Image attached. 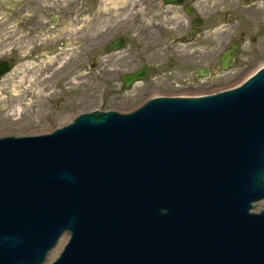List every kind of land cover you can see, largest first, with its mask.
I'll list each match as a JSON object with an SVG mask.
<instances>
[{"label":"water","instance_id":"water-1","mask_svg":"<svg viewBox=\"0 0 264 264\" xmlns=\"http://www.w3.org/2000/svg\"><path fill=\"white\" fill-rule=\"evenodd\" d=\"M261 199L264 67L210 96L0 136V264H43L63 234L48 264H264Z\"/></svg>","mask_w":264,"mask_h":264},{"label":"rangeland","instance_id":"rangeland-1","mask_svg":"<svg viewBox=\"0 0 264 264\" xmlns=\"http://www.w3.org/2000/svg\"><path fill=\"white\" fill-rule=\"evenodd\" d=\"M70 1L0 0V52H8L10 46L20 47L21 43L26 45L30 43V46L34 44L36 37L32 32L29 35L22 36V33L25 32L23 22L27 16L32 17L34 13L38 12L40 20L46 18L47 14L53 10L55 14L59 13L61 25L57 34L67 36L61 47L64 53L62 57H57V51L59 50L57 46L42 49H36L35 47L36 50L33 53L31 48L27 55H23L24 52L21 53L20 48L17 47L19 50L11 53L15 64L11 71L0 81L1 135L47 132L67 121L68 119L63 120L65 116L73 114L71 117H74L83 111L100 109L127 110L152 95L154 91L168 94L180 93V91L200 93L234 85L249 68H253L264 61V53L256 49H253L254 52L248 45L249 35L255 33L257 27L250 28L245 25L243 19H237V26H239L237 32L243 31L244 33V46L238 57H236L237 60L233 67L223 70L215 63V65L213 64L216 69L214 73L201 82H193L191 78L193 62L198 60L202 61L205 67L213 66L212 60L215 57L209 56L217 54L221 47L225 45L228 37L229 25L226 22L217 25L215 17L218 14L214 13L213 16L206 18L203 41L196 43V46L204 52V57L192 56L193 51H191V48L194 46L186 47L171 42L172 46L170 47L179 50V53L182 54V57H178L181 66L176 63H168L167 57L158 55L149 57L147 63L153 65L155 70V72L153 71V77L148 81L151 83L137 84L131 89L119 93L115 81L113 82L112 79L107 80V86L104 83L106 69L115 72L118 68V57L108 58L109 61L107 62L101 48L95 50L98 57H95L96 60L92 66L85 62L84 57H68V55L78 56L79 52L82 53V49L78 52L77 44L72 43V41V44L69 42V36L74 35L72 30H75L76 36L87 31L92 33L94 40L100 38V31L108 21L106 19L117 21L120 18L127 17L138 0H94L93 19L86 23L82 21V27L77 30L72 28L70 12L64 11V8L69 6ZM231 1L201 0L199 4L203 6L206 13H213V9L221 13L220 7L224 9L226 3ZM255 1L259 2L260 0ZM247 4L245 0H236L235 3L237 8L243 10ZM39 6L42 8L40 9ZM22 10L25 12H22ZM104 10L105 12H103ZM171 16L173 21L179 18V14L176 12ZM46 31L51 34L54 32V28L49 27L42 32ZM239 36L241 35L237 34L238 38ZM261 37L264 39V34ZM73 44L74 46L77 45V50L75 52L73 50L71 54ZM67 64H72L73 69L66 74L63 68ZM63 65L64 67H62ZM146 85L151 88V91H145ZM261 202L264 203V200ZM258 207H261V205ZM55 254L56 251L53 255ZM53 258L48 255L44 263L50 262Z\"/></svg>","mask_w":264,"mask_h":264},{"label":"flooded vegetation","instance_id":"flooded-vegetation-1","mask_svg":"<svg viewBox=\"0 0 264 264\" xmlns=\"http://www.w3.org/2000/svg\"><path fill=\"white\" fill-rule=\"evenodd\" d=\"M200 1L201 0H182L181 2H166L165 0H138L136 6H134L127 17L120 18L117 21L106 19L108 21H106L103 29L100 31L101 36L96 40H94L92 33L86 31L79 34V36H76V31L72 30L74 35L72 34L69 36V42L71 43L72 41V43L77 44L78 52L82 49V53L79 52L78 56L68 55V57H84L85 62H88V65L91 66L95 63V57H98L95 54V50L98 48H101L104 51V57L107 62L111 57H118V68L115 72L106 69V73H104V83L105 86H107V80L112 79L113 82L115 81L117 84V90L121 93L125 90L131 89L137 84H143L144 82L151 80L153 77V71L155 72V70L153 65L147 63L149 57H154L155 55L163 56L168 58V63H176L178 66L182 65L178 58L182 57V54L179 53V50L170 47L172 46L171 42H176L186 47L194 46L191 48V51H193L192 56L204 57V52L196 46V43L203 41L206 18L211 15L213 16L214 13L218 14L215 17L217 25L226 22L230 29L228 31L225 45L221 47L217 54L209 56L215 57L212 60V65L217 63L222 68L220 57H222V54L233 45H238V49L235 50L233 56H231L233 57L232 67L236 62V57H238L244 46V33L243 31L237 32L239 27L237 26V19H243L245 25L250 28L257 27L255 33L253 32L254 34L250 33L248 45L251 50L256 49L264 53V39L261 37V35L264 34V0H260L259 2H256L255 0H245L248 4L244 10L237 8L235 5L236 0H232L231 2L226 3L224 9L220 7L221 13L216 9L212 10L213 13H206L203 6L199 4ZM93 2L94 0H71L69 6L64 8V11L70 12L72 28H76V30L80 29L82 27V21H85L86 23L93 19ZM41 6H39L40 9L42 8ZM105 10L103 12H105ZM22 12L25 11L22 10ZM174 12L179 14V18H176V21L171 19V15ZM60 19V14H55L54 10L49 12L47 17L43 20H40L39 12L34 13L32 17L27 16L25 18L23 22L25 25V32L22 33V36L29 35L32 32L36 39H34V44L31 46L30 43L28 45L21 43L20 47L10 46L8 52H0V61H5L9 65V70L0 76V81L14 66L15 60L11 53H13V51H18L19 49L17 47L20 48L21 53L22 51L24 52L23 55H27L31 48V52L33 53L36 49L57 46V49H59L57 51V57H62V54L64 53L62 50L63 48L61 49V47L67 36L57 34L60 31ZM49 27L54 28L53 33L50 34L47 31L42 32ZM237 34L241 36L238 38ZM121 43L123 44L121 45ZM74 44L71 48V54L73 50L74 52L77 50V45L74 46ZM187 64L189 63L187 62ZM193 64L191 78L192 81L196 83L201 82L204 78H208L216 70L214 65L211 67H205V64L202 61L195 60ZM65 66L66 67L63 69L66 74L73 69L72 64H67ZM199 70H206L208 75L206 77L202 76L203 71L200 72ZM128 75H136L137 77L127 79L129 86L125 87L124 85L126 82L124 81V77ZM242 77L243 76H241L239 80ZM236 83L230 85L231 87L225 86L216 90L202 91L200 93H184L183 91H180V93L168 94L165 92L154 91L152 95L146 97L132 108L127 109V111L134 109L147 100L155 97L198 96L211 94L232 88L236 86ZM149 90L151 91V88L146 85L145 91ZM111 110L121 111L117 109Z\"/></svg>","mask_w":264,"mask_h":264},{"label":"bare ground","instance_id":"bare-ground-1","mask_svg":"<svg viewBox=\"0 0 264 264\" xmlns=\"http://www.w3.org/2000/svg\"><path fill=\"white\" fill-rule=\"evenodd\" d=\"M64 67V65L62 66ZM261 67H264V61L260 62L259 64H257L256 66H254L253 68H249V70L247 72H245L244 76L236 83V86L238 84H241L244 80H246L248 77H250L252 74H254L257 70H259ZM155 95V94H154ZM153 95V96H154ZM185 95V94H184ZM125 111V110H124ZM127 111V110H126ZM71 115L73 114H70L68 116H65L63 118V120L65 119H68L67 121H65L64 123H67L68 121H70L73 117H71ZM44 125V124H43ZM60 126V125H58ZM50 131V130H49ZM48 132V131H47ZM39 133V132H38ZM40 133H44V132H40ZM31 134H37V133H22L20 135H31ZM1 135V134H0ZM257 206H259V204H257ZM68 235H62L61 238L59 239V241L57 242V244L55 246H52V248L48 251V254L47 256L49 255V257L53 258L60 250H61V247H62V244L64 243V241L66 240ZM56 251V254L53 255ZM46 256V258H47Z\"/></svg>","mask_w":264,"mask_h":264}]
</instances>
